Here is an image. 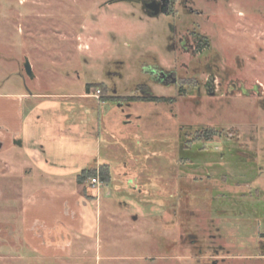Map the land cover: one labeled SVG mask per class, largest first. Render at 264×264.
<instances>
[{"label":"rangeland","instance_id":"374dc122","mask_svg":"<svg viewBox=\"0 0 264 264\" xmlns=\"http://www.w3.org/2000/svg\"><path fill=\"white\" fill-rule=\"evenodd\" d=\"M142 1L0 0V97L36 94L22 111L38 117L33 133L43 159L56 165L49 169L59 172L40 177L21 148L0 140V264H264V62L239 75L247 88L259 84L256 90L229 103L203 93L195 105L183 85L154 82L146 71L158 65L194 81L181 68L180 51L167 49V30L170 22L183 30L185 18L205 20L212 2L188 3L205 11L201 17L189 16L178 0L171 17H152ZM227 3L245 19L261 20L257 35L264 33V0ZM26 59L33 77L25 73ZM144 86L170 101L127 100ZM9 108L0 104L1 120ZM209 125L259 161L240 162L229 152L212 160L206 148L192 162L197 168L189 160L183 166L179 148L193 140L184 133ZM102 164L109 181L77 185L82 169ZM207 175L217 178V191L210 192ZM55 183L78 187L88 201L82 206L88 236H69V250L58 256L33 251L22 229L24 203L30 207L38 191L49 196ZM43 231L36 228L35 236L50 248L55 238Z\"/></svg>","mask_w":264,"mask_h":264},{"label":"flooded vegetation","instance_id":"af4514ba","mask_svg":"<svg viewBox=\"0 0 264 264\" xmlns=\"http://www.w3.org/2000/svg\"><path fill=\"white\" fill-rule=\"evenodd\" d=\"M190 1L178 0V5L183 8L182 10L187 11L189 16H203L204 10L187 8ZM208 1L212 2V5L211 11L204 17L205 20L185 18L184 21L186 20L185 22L189 25L183 26V30H178L173 22H170L167 30V49L180 51L185 57L180 63L181 68L185 73L194 75V81L187 83V77L183 78L173 69H163L158 65H152L146 71L148 77L154 82L164 85H183L186 95L195 105L203 93L229 103L230 99L228 98L233 97L236 93L245 96L250 89L256 90L259 84H253L252 88H247L246 78L239 75L247 74L251 68L259 69L260 62H264L262 60L264 58V42L260 40L264 33L257 35V32H260L262 28L261 20L245 19L246 15L243 12L236 11L237 8H241L240 2L239 5H233L236 9L232 11L231 8L226 9L229 7L228 0H205L206 3ZM174 5L175 0L142 1L145 13L152 17L160 14L171 17L174 13ZM219 6L225 7L223 9L226 11H222L223 9H220ZM160 9L163 11L154 15ZM221 12L226 14L224 19L220 18L222 17ZM196 75L205 77L203 79L196 78ZM140 92L142 95H147L150 90L144 86ZM219 92L223 96L221 99L217 96ZM221 128L209 125L205 126L203 130L196 128L191 133L185 132V136L190 135L193 140L190 144L179 148L182 155L181 160L184 162L183 166L186 165V160H189L188 164L196 167V164L192 162L200 156L206 155L203 154L206 148L209 150L206 156L211 157L212 160H217L220 156L224 157V154L229 152L240 162L257 163L259 161L258 156L247 151L245 147L228 144L229 138H226V133H223ZM221 136H224L222 138L225 141L215 140ZM261 160H264V157L261 156ZM206 180H210V192L217 191V178L214 175H207ZM186 238L192 245L197 246L196 243L199 242V239L195 234L188 233Z\"/></svg>","mask_w":264,"mask_h":264},{"label":"crops","instance_id":"0c3cea01","mask_svg":"<svg viewBox=\"0 0 264 264\" xmlns=\"http://www.w3.org/2000/svg\"><path fill=\"white\" fill-rule=\"evenodd\" d=\"M33 97H36V94L21 93L0 97L1 105L7 104L10 106L9 109L13 108L14 110L12 118L7 115L10 111L8 109L6 115H2V120L0 119V130L3 132L4 127L8 128L5 130V134L0 136V140L3 137V144L21 148V152L18 154L21 155L22 160L27 163V166L33 172H38L40 177H56L54 174L59 172L49 169L48 166L51 164L53 166L56 165L45 158L43 159L45 150L43 149V145L37 141L35 133H33L34 127L39 122L38 117H33L32 113L24 115L22 111L24 101H30ZM18 112L19 118L16 116ZM95 142L98 143L97 138ZM77 185L79 184L77 183ZM51 187L49 196L43 197L46 195L41 196L40 194L47 193L38 191L35 196L31 197V199L29 198L30 207H25L24 203L22 209V229L33 251L39 254H44L45 252L58 256L64 254V251L69 250V236L70 238L73 235L88 236L85 234L86 227L82 211L88 204V201L80 194L76 186L65 189L62 183H55ZM38 227L45 230L43 231L44 237L49 235L47 234L48 231L50 235L54 236L55 241H51L50 248L43 244V239L40 241V238L35 236L37 235L35 232Z\"/></svg>","mask_w":264,"mask_h":264},{"label":"trees","instance_id":"16d2710c","mask_svg":"<svg viewBox=\"0 0 264 264\" xmlns=\"http://www.w3.org/2000/svg\"><path fill=\"white\" fill-rule=\"evenodd\" d=\"M171 98H165V97H158L155 96L151 93L147 94V95H141V96H130L127 97V100L129 102L132 101H152V102H160V101H170ZM96 174H98V177L100 179V181L102 182H107L110 179V173H109V167L108 165H99V167L96 168H86V169H82L80 171V173H78L76 175V182L78 184H82L84 182L85 179L87 178H92L94 177Z\"/></svg>","mask_w":264,"mask_h":264},{"label":"water","instance_id":"95a60500","mask_svg":"<svg viewBox=\"0 0 264 264\" xmlns=\"http://www.w3.org/2000/svg\"><path fill=\"white\" fill-rule=\"evenodd\" d=\"M162 11H163L162 9L157 10L154 15H158ZM24 70H25V73L28 76L33 77V73H32V70H31V66H30V64H29V62H28L27 59L24 61Z\"/></svg>","mask_w":264,"mask_h":264},{"label":"built area","instance_id":"2783aa9c","mask_svg":"<svg viewBox=\"0 0 264 264\" xmlns=\"http://www.w3.org/2000/svg\"><path fill=\"white\" fill-rule=\"evenodd\" d=\"M99 92H100V90L97 88L96 91L94 92L95 95L94 94L93 95L96 96L99 94ZM91 180H92V183H99L100 179L98 177V174H96V176L92 177Z\"/></svg>","mask_w":264,"mask_h":264}]
</instances>
